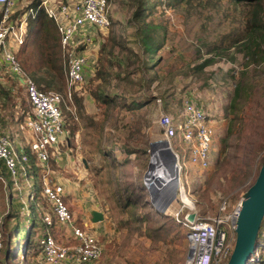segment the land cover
Returning a JSON list of instances; mask_svg holds the SVG:
<instances>
[{
	"label": "rangeland",
	"instance_id": "obj_1",
	"mask_svg": "<svg viewBox=\"0 0 264 264\" xmlns=\"http://www.w3.org/2000/svg\"><path fill=\"white\" fill-rule=\"evenodd\" d=\"M30 1L20 0V10L11 19L13 24ZM153 1L156 8L146 21L161 25L165 37L152 63L153 83L149 85L140 59L132 57V49L140 58L142 53L137 26L132 21V4L111 0L112 26L94 29L92 34L99 40L104 38L102 44L113 47L126 64L123 67L116 62L109 75L107 89L112 93L108 105L96 107L87 102L80 112L74 101L73 111L65 109L68 125L74 130H69V144L61 149L62 158L50 162L51 179L55 183L53 175H57L64 181L75 217L79 222L86 220L84 227L103 244L102 258L87 264H184L190 245L188 230L176 213L185 214L193 208L200 217L207 218L219 212L222 198L228 199L227 212H232L255 182L264 161V61L250 63L241 53L232 61L228 59L229 51L220 54L231 44V33H239L244 7L237 0H181L177 4ZM29 20L25 43L15 51L21 64L32 65L26 70L36 83L39 78L49 81L55 71L36 60L40 20L35 21L32 34L28 33ZM102 44H87L83 51L96 58ZM61 57L65 77L63 52ZM204 58H213V64L197 73L191 70ZM0 67L1 86H12L16 93L5 109L0 108V130L13 138L21 133L30 139L28 129L20 132L26 113L31 111L25 87ZM49 89L64 93L66 77H57ZM186 99L202 105L215 128L211 161L205 169L187 162L180 178L173 182L178 185L176 197L161 210L153 203L160 190L145 183L148 171L153 169L152 146L165 139L161 113L179 111ZM176 147L180 154L187 151L183 146ZM31 163L33 188L21 179L18 188L0 163V264H9L6 251L18 246L19 242L14 243L17 221L25 222L31 230L34 217L52 210L51 203L41 195L44 166L37 164L33 155ZM179 187L184 189L185 203ZM162 190L163 201L171 197L172 188ZM30 193L38 199L31 201ZM94 210L104 213L102 222L92 221ZM63 226L56 225L52 232L60 241L71 243L67 224ZM25 237L22 235L20 240L19 263L39 264L29 247L31 242L36 243L37 235Z\"/></svg>",
	"mask_w": 264,
	"mask_h": 264
},
{
	"label": "built area",
	"instance_id": "obj_2",
	"mask_svg": "<svg viewBox=\"0 0 264 264\" xmlns=\"http://www.w3.org/2000/svg\"><path fill=\"white\" fill-rule=\"evenodd\" d=\"M19 3L20 0H0V63L25 87L31 111L26 113L20 129H28L31 138L17 144L13 137L0 133V162L18 188L21 178L29 188L35 185L30 182L32 155L37 164L44 166L41 195L52 205L51 212L42 213L46 224L40 239L44 264L97 262L104 254L103 244L96 234L77 224L66 199L64 183H54L51 179L50 162L60 156L61 147L69 144L65 109L74 110L75 90L83 86L85 71L90 65V56L83 49L87 44L94 46V29H109L113 24L112 3L111 0H40L36 7L27 6L17 23L13 24L11 19L20 10ZM39 10L45 11L55 22L60 34L67 84L64 93L39 87L25 71L15 51V48L25 43L27 22L30 17L37 16ZM95 61L96 58L92 63ZM161 102L159 98V105ZM160 125L165 145L155 149L162 152L158 160L162 171L166 168L163 165H168L170 161H174V166L179 170V178L180 170L187 162L202 169L209 167L215 128L202 105L186 99L179 111L173 114L162 112ZM176 145L185 147L187 151L180 154ZM152 166L153 169L145 178L149 188L157 180L155 172L158 168L154 166L153 159ZM179 191L183 201L184 189L179 187ZM162 193L165 191L160 190V195ZM29 199L36 200V194L30 193ZM240 203L241 199L234 210L228 213V199L222 198L219 212L207 218L200 217L193 208L185 214L176 213L188 230L189 249H192V255L188 256L187 253L184 264L228 263L235 246ZM190 213L195 214L194 220L189 219ZM64 224L71 228V243L60 241L52 232L56 225Z\"/></svg>",
	"mask_w": 264,
	"mask_h": 264
},
{
	"label": "trees",
	"instance_id": "obj_3",
	"mask_svg": "<svg viewBox=\"0 0 264 264\" xmlns=\"http://www.w3.org/2000/svg\"><path fill=\"white\" fill-rule=\"evenodd\" d=\"M114 1L119 3L126 2L129 5L132 4V21H134L135 25L137 26L136 35L138 41L142 46L141 58L140 55L136 54L133 49L132 57H137L140 59L139 65L145 69L150 85L151 83H153L155 78L153 77L155 73H152V63H154L155 61V53L160 49L165 40V37L160 32L162 26H155L153 23L146 21L147 18L155 10L156 2H154L153 0ZM169 1L171 4H177L181 0ZM39 2L40 0H31L28 6L36 7ZM236 2L244 7L241 23L242 27L239 33H237L236 31H233L231 33V36H234L231 44L227 47L222 48L225 51L223 53L220 52V54L223 55L226 51H229V53L227 54L229 56L228 59L232 61L237 60V53L243 54L244 59H247L250 63H258L264 61V0H237ZM36 20H40L37 35V45L39 52L36 60L45 62L46 66H49L50 70L55 71V74H51V80L46 81L43 78H39L37 79V84L44 90H50L49 88L53 86V83L57 77L62 79L65 78L62 66V48L60 34L58 35L59 31L55 22L51 18H49L43 10L39 11L35 19L30 17L28 24L29 34L33 33ZM112 36L110 37V39H112ZM102 39L99 40V38L95 36L94 42H99L102 44ZM112 48L113 47L109 46L107 43H104L99 50V56L96 57L95 63H92L94 57H90V65L88 68H86L89 73L85 75V82L83 84L84 86H82L81 88H77L74 93L76 108H78L80 112L84 109L87 102L94 103L96 107L108 105L111 102L112 92L107 89L109 75L113 73L116 62H119V64L123 67L126 64V60L119 58ZM231 48H234V51H232ZM20 55H23V53L20 52ZM213 62V58H204L201 62L192 65L191 70L195 71V73L200 72L207 66L213 64ZM91 64H93V66ZM95 65H97V67H95ZM0 66L5 69V66L1 63ZM22 66L25 71L28 72L26 68L29 70L32 65L30 63H24V65L22 64ZM1 74L2 73L0 71V75ZM42 81L46 82V86H42ZM15 94L13 93L12 86L4 87L1 86L0 83V108L7 107L9 101L14 97ZM92 108H94V106ZM74 118L75 116L72 115V119ZM65 124L68 131L70 130V132H72L71 129L74 130L72 126L68 125L66 116ZM4 170L6 171L5 167ZM77 224L79 226H83L82 222L78 221ZM31 226L32 229L29 230L26 228L25 222H22L20 220L17 221L15 225L17 236L15 237L14 243H19L18 246L15 245L14 247H11L6 251L7 262L9 264H20L18 255L20 253V246H22L20 240L22 235L24 236V234H26V239H28L30 236L37 235L36 243L31 242L29 244V247L31 248V250H33L32 252L36 262L39 264L41 262V264H43L42 262L44 254L40 247V239L45 231L46 224L43 222L42 213L41 215L39 214L37 217L33 218ZM248 264H264V220L259 231L256 251L251 256V260L248 262Z\"/></svg>",
	"mask_w": 264,
	"mask_h": 264
},
{
	"label": "water",
	"instance_id": "obj_4",
	"mask_svg": "<svg viewBox=\"0 0 264 264\" xmlns=\"http://www.w3.org/2000/svg\"><path fill=\"white\" fill-rule=\"evenodd\" d=\"M160 143L153 144V150L160 147ZM174 164V161H173ZM150 173L148 171L147 175ZM158 179V178H157ZM179 179V177H178ZM177 183L174 194L164 201L160 196L153 197V203L157 209L165 210L172 199L177 195ZM195 214L190 213L189 219L194 220ZM104 213L98 210L92 212V221L102 222ZM264 220V162L262 163L255 182L249 186L241 198L240 210L236 219V241L232 255L227 264H248L251 256L255 253L259 231ZM192 255V249L188 256Z\"/></svg>",
	"mask_w": 264,
	"mask_h": 264
},
{
	"label": "bare ground",
	"instance_id": "obj_5",
	"mask_svg": "<svg viewBox=\"0 0 264 264\" xmlns=\"http://www.w3.org/2000/svg\"><path fill=\"white\" fill-rule=\"evenodd\" d=\"M163 145H165V144H160V146L162 147ZM153 153V163H154V166L156 167V168H158V171L157 172H155L156 174V178H159V182H156V183H153V184H151V189H157V190H162L163 188H165V189H171L172 188V192H171V196H172V194H173V192H174V189H175V183H173V182H175L176 180H177V178H178V176H177V171H178V169L174 166V164H173V162H169L168 163V165H163V167L164 166H166V168L165 169H163V171L160 169V166H161V164L159 163V158H160V154H162V152L161 151H156V149L152 152ZM156 164H157V166H156ZM155 184V185H154ZM158 185V186H157ZM174 186V187H173ZM160 187V188H159ZM158 193V192H157ZM159 196H161V198H162V195H159ZM166 198V197H165Z\"/></svg>",
	"mask_w": 264,
	"mask_h": 264
},
{
	"label": "crops",
	"instance_id": "obj_6",
	"mask_svg": "<svg viewBox=\"0 0 264 264\" xmlns=\"http://www.w3.org/2000/svg\"><path fill=\"white\" fill-rule=\"evenodd\" d=\"M19 128V127H18ZM19 130V129H18ZM20 131V130H19ZM20 132H22L23 133V131H20ZM0 133H3V134H6V132H2L1 130H0ZM14 139L16 140V143L18 144V143H20L21 141H23V140H25V141H27V140H29V137L26 135V138H23V136H22V134L21 133H17L15 136H14ZM21 140V141H20ZM21 144V143H20ZM63 147H61V149H62ZM61 155V154H60ZM62 157L61 156H59V157H57L55 160L57 161V160H60ZM3 165V164H2ZM3 167H4V165H3ZM51 175V174H50ZM54 177H53V179H54V181L56 182V183H64V181H62V178H59L57 175H53ZM21 182H23V183H25V181H24V179L23 178H21ZM64 185H65V183H64ZM66 188V187H65ZM67 197V196H66ZM67 201H68V197H67ZM69 203V202H68ZM69 205H70V203H69ZM70 207H71V205H70ZM76 218V217H75ZM76 220H77V218H76ZM86 220H83L82 219V221L81 222H83L82 224H83V226H86L85 225V222ZM77 222H78V220H77ZM65 225V224H64ZM62 227H65V226H63L62 225ZM87 227V226H86ZM55 228V227H54ZM54 228H52V230H54ZM66 229L69 231V234H68V238H70L71 240H72V238H71V228H70V226L69 225H67V227H66ZM55 236L57 237V235L55 234ZM58 238V237H57Z\"/></svg>",
	"mask_w": 264,
	"mask_h": 264
}]
</instances>
